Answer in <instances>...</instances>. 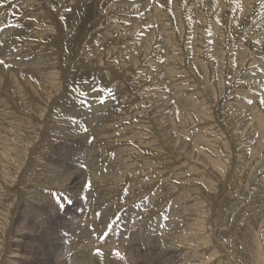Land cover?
I'll return each instance as SVG.
<instances>
[{
	"label": "rangeland",
	"instance_id": "374dc122",
	"mask_svg": "<svg viewBox=\"0 0 264 264\" xmlns=\"http://www.w3.org/2000/svg\"><path fill=\"white\" fill-rule=\"evenodd\" d=\"M0 60V264H264V0H0Z\"/></svg>",
	"mask_w": 264,
	"mask_h": 264
},
{
	"label": "snow or ice",
	"instance_id": "6c2138e0",
	"mask_svg": "<svg viewBox=\"0 0 264 264\" xmlns=\"http://www.w3.org/2000/svg\"><path fill=\"white\" fill-rule=\"evenodd\" d=\"M4 61L0 60V64H3ZM57 196V204L58 206H61L63 204H71V198L64 195L63 197L60 196V194H55Z\"/></svg>",
	"mask_w": 264,
	"mask_h": 264
},
{
	"label": "bare ground",
	"instance_id": "6f19581e",
	"mask_svg": "<svg viewBox=\"0 0 264 264\" xmlns=\"http://www.w3.org/2000/svg\"><path fill=\"white\" fill-rule=\"evenodd\" d=\"M27 65H30V64H27ZM71 116V115H70ZM38 212V211H37ZM40 214V213H39ZM168 214V213H167ZM134 216V215H133ZM172 216V214H171ZM161 219V218H160ZM253 219V218H252ZM214 222V221H213ZM163 224V223H162ZM209 224V223H208ZM22 226V225H21ZM139 229V228H138ZM153 229V228H152ZM207 229V228H206ZM146 231V230H145ZM131 232V231H130ZM141 233V232H140ZM139 234V233H138ZM136 236V235H135ZM157 239V238H156ZM143 255V253H142ZM137 257V256H136ZM58 258V257H57ZM59 260V259H58ZM77 260V259H76ZM120 261V260H119ZM151 261V260H150ZM79 264H84L82 261L79 263ZM121 264V263H120ZM152 264V263H151Z\"/></svg>",
	"mask_w": 264,
	"mask_h": 264
}]
</instances>
